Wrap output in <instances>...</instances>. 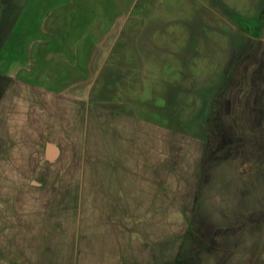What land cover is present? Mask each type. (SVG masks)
<instances>
[{
    "label": "rangeland",
    "instance_id": "rangeland-1",
    "mask_svg": "<svg viewBox=\"0 0 264 264\" xmlns=\"http://www.w3.org/2000/svg\"><path fill=\"white\" fill-rule=\"evenodd\" d=\"M20 4L0 0V51ZM4 89L0 78L1 256L11 252L14 264H163L188 255L199 264H264V119L239 102L241 89L225 94L221 129L205 138L195 123L186 134L174 121H150L138 87L124 97L94 87L87 102L17 80L1 97ZM47 143L60 148L53 164Z\"/></svg>",
    "mask_w": 264,
    "mask_h": 264
},
{
    "label": "crops",
    "instance_id": "crops-1",
    "mask_svg": "<svg viewBox=\"0 0 264 264\" xmlns=\"http://www.w3.org/2000/svg\"><path fill=\"white\" fill-rule=\"evenodd\" d=\"M17 1L0 51L1 97L14 80L83 102L94 87L122 97L138 87L150 121L186 134L195 123L205 138L219 133V105L236 88L264 119V0ZM0 264H14L12 253Z\"/></svg>",
    "mask_w": 264,
    "mask_h": 264
},
{
    "label": "trees",
    "instance_id": "trees-1",
    "mask_svg": "<svg viewBox=\"0 0 264 264\" xmlns=\"http://www.w3.org/2000/svg\"><path fill=\"white\" fill-rule=\"evenodd\" d=\"M3 80L6 84V80ZM163 264H197V258L194 255H188L185 257H177L173 260L166 261Z\"/></svg>",
    "mask_w": 264,
    "mask_h": 264
},
{
    "label": "water",
    "instance_id": "water-1",
    "mask_svg": "<svg viewBox=\"0 0 264 264\" xmlns=\"http://www.w3.org/2000/svg\"><path fill=\"white\" fill-rule=\"evenodd\" d=\"M60 156V150L54 144L47 145V158L50 162L56 161Z\"/></svg>",
    "mask_w": 264,
    "mask_h": 264
}]
</instances>
